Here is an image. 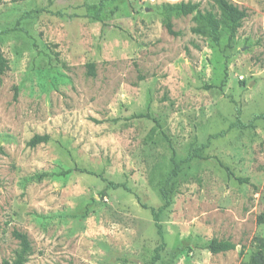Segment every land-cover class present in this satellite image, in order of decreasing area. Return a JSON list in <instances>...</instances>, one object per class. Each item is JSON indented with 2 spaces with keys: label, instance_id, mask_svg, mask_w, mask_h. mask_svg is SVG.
<instances>
[{
  "label": "rangeland",
  "instance_id": "374dc122",
  "mask_svg": "<svg viewBox=\"0 0 264 264\" xmlns=\"http://www.w3.org/2000/svg\"><path fill=\"white\" fill-rule=\"evenodd\" d=\"M228 1L247 17L232 37L220 23L217 44L191 32L195 13L171 16L178 37L162 16L166 4L192 2L220 21L215 0L0 4L9 63L0 84V264L18 249L13 230L31 243L26 264H145L159 245L150 208L164 205L161 189L169 200L161 264L248 260L254 238H264V119L229 125L264 114V0ZM35 135L48 140L28 146ZM163 136L181 162L169 185ZM213 238L236 248H197Z\"/></svg>",
  "mask_w": 264,
  "mask_h": 264
},
{
  "label": "trees",
  "instance_id": "16d2710c",
  "mask_svg": "<svg viewBox=\"0 0 264 264\" xmlns=\"http://www.w3.org/2000/svg\"><path fill=\"white\" fill-rule=\"evenodd\" d=\"M4 1L5 0H0V4L3 3ZM215 5L220 13V21L217 19L216 15L210 11L201 13L198 10L199 8L198 3L179 2L176 4H166L162 11L163 25L169 35L173 37H178L180 35V32H176L173 29L171 16L185 17L195 13L193 17L195 26L191 28V32L201 37L210 38L215 44H217L218 38L216 36V32L219 29L220 23L226 26L230 30V37H232L236 34V31L240 28L242 21L247 17V11L243 8H239L238 6H236L235 4L231 3L228 0H215ZM8 69H9L8 60L5 58L0 46V84L2 83V78L5 75V73L8 71ZM88 74L91 76L94 75V64L88 65ZM16 96H17V91L15 89L14 98H16ZM138 118H149V116L148 114H140ZM257 119H264V114L261 113L254 115L251 121L249 122V124L242 123L239 119V116L237 115L235 122L229 125V129L247 128L251 126L252 122ZM154 122L158 127H160L155 120ZM224 134L225 131H222L214 136H209L207 138V141H209L211 138L222 137ZM163 137L165 138L171 150L170 161L172 163V169L165 180V184L169 185L171 184V181L178 175L181 162L174 161L175 151L171 146L167 136H163ZM47 140H48L47 136L35 135L28 142V146L35 147L40 143H46ZM190 159H191V155H188L185 158V160H190ZM222 167L229 175H232L230 173V170L226 166H222ZM69 172L70 170L65 172V174ZM102 180L106 182V186H105L106 189L115 190L118 188H122L124 190L129 191V189L124 184L108 182L105 179ZM237 180L240 183L244 182L241 179H237ZM160 193H161V197L164 200V205L159 209L150 208L153 225L156 229V234L159 238V245L154 249V255L145 264H161V262L163 261L162 253L165 251L166 244L164 241V233H163L162 225L160 224V215L163 213L166 207H168L169 200L167 197V193L164 192L163 189L160 190ZM143 207L146 208L144 205ZM11 235L17 241L18 249L14 253L12 259L10 260L3 259L1 264H26L28 261V256L31 252V243L28 239V236L25 233H22L18 230H13ZM254 243H255V251L252 252V254L249 256L247 261L242 262L241 264H264V238L255 237ZM197 248L205 250L213 255H216L234 250L236 246L229 240H218L213 238ZM239 255H242L241 251L239 252Z\"/></svg>",
  "mask_w": 264,
  "mask_h": 264
}]
</instances>
